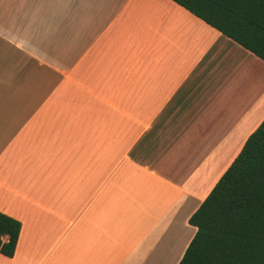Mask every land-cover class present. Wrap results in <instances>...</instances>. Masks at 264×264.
Returning <instances> with one entry per match:
<instances>
[{
  "label": "crops",
  "instance_id": "obj_1",
  "mask_svg": "<svg viewBox=\"0 0 264 264\" xmlns=\"http://www.w3.org/2000/svg\"><path fill=\"white\" fill-rule=\"evenodd\" d=\"M263 119L264 60L174 0H0V264H178Z\"/></svg>",
  "mask_w": 264,
  "mask_h": 264
},
{
  "label": "trees",
  "instance_id": "obj_2",
  "mask_svg": "<svg viewBox=\"0 0 264 264\" xmlns=\"http://www.w3.org/2000/svg\"><path fill=\"white\" fill-rule=\"evenodd\" d=\"M174 1L264 60V0ZM189 222L178 264H264V119ZM20 227L0 212V253L14 254Z\"/></svg>",
  "mask_w": 264,
  "mask_h": 264
}]
</instances>
